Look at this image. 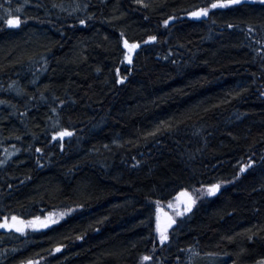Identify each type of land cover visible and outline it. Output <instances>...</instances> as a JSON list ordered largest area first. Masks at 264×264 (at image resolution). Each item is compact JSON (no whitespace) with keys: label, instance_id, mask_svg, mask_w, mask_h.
<instances>
[{"label":"trees","instance_id":"trees-1","mask_svg":"<svg viewBox=\"0 0 264 264\" xmlns=\"http://www.w3.org/2000/svg\"><path fill=\"white\" fill-rule=\"evenodd\" d=\"M212 2L0 0V218L72 210L0 264H264V3ZM217 182L160 244L155 204Z\"/></svg>","mask_w":264,"mask_h":264},{"label":"rangeland","instance_id":"rangeland-1","mask_svg":"<svg viewBox=\"0 0 264 264\" xmlns=\"http://www.w3.org/2000/svg\"><path fill=\"white\" fill-rule=\"evenodd\" d=\"M253 1L256 4H263L264 3V0H253ZM232 4H234V3L228 4L226 6H217L216 8H211L209 6L208 14L214 9L229 7ZM203 16L204 15L195 16V17L196 18H203ZM6 26H7V28H17L18 27L16 25H9V24H7V22H6ZM152 42H153V40H147L145 43L150 44ZM136 48L129 50V48H127L125 46V44L123 43V49H124V56H123V61H122L123 65L128 66V67L131 66L132 59L134 57ZM129 57H130V59H129ZM69 137H70V135H64L63 137L57 136V137L53 138V134H52V139L54 141H59V140L62 141V140L67 139ZM219 190H220V187H219ZM211 195H213V194H209L207 189L202 188V189L196 190L195 192H193V191L182 192L177 197H175L173 200H171L170 202H168L166 204H164V203L155 204L154 226H155V235H156L158 242L160 244H163V243H166L168 241V240H166L163 243H161V241H160V238H159L160 232L157 229V218L158 217H159L160 227L166 228V231L168 234L170 229L175 225V223L174 224L169 223V218H171L177 222L179 219L185 217L186 215H188L190 213V211H186L183 213V215L178 214L183 208H185L187 206V202L190 198L195 200V203L192 204V207H191V209H192L199 202L200 199L211 196ZM61 213H63V215H61ZM51 214H52L51 216L46 215V216H43L41 218H48V219L54 220L55 221L54 223H50L51 225H54V224L62 221L63 219H65L68 215L72 214V210L71 211L61 210V211L53 212ZM8 220H9V222H11V217H8ZM2 228H4V227H2ZM44 228L45 227L33 228L30 225H28L27 230H25L23 232H19L15 228H11V229H15L17 231V234L19 235L18 237H20V236H23L27 232H31L33 230L44 229ZM26 264H28V263H26ZM33 264H39V263L34 262Z\"/></svg>","mask_w":264,"mask_h":264},{"label":"snow or ice","instance_id":"snow-or-ice-1","mask_svg":"<svg viewBox=\"0 0 264 264\" xmlns=\"http://www.w3.org/2000/svg\"><path fill=\"white\" fill-rule=\"evenodd\" d=\"M137 2L138 3H144V0H137ZM236 2H238V0H213V2L210 4V7L216 8L217 6H226L228 4L236 3ZM208 11H209V7H201V8L194 10V11L189 12L188 15H190V16L207 15ZM171 19H172V17H169L168 19H165L163 21V23L165 25H167L169 23V20H171ZM6 22L9 25L18 26L21 23V17H20V15H9L6 19ZM79 22L81 24L85 23L84 20H80ZM229 26L231 27V25H229ZM155 39H156V36H149L148 37V40H155ZM124 44L127 48H129V50H132V49L138 47V42L129 43V41L127 39L124 40ZM129 59H130V57H129ZM120 79L124 80L125 77L121 76ZM61 103H63V101H61ZM64 135H71V132L68 128H62L60 131H54L53 132V138H55L57 136L63 137ZM0 163H3V161H0ZM246 167H247V165H244V167L241 168V171H243L244 168H246ZM203 187H205L207 189L209 194H214L216 191L219 190L220 184H219V182H217L215 184L204 185ZM186 191L187 190H185V192ZM194 203H195V200L190 198L187 202V206L185 208H183L178 214L183 215L184 212L191 211L192 204H194ZM69 211H71V209H69ZM51 215L52 214L49 213V216H51ZM61 215H63V213H61ZM54 222L55 221L52 219L41 218L40 216H34L31 218V220H24L22 217L13 215L11 217V222H9L8 217H4L3 221L0 222V227L10 228V229L15 228L17 231L23 232L25 230V227H27L28 225H30L33 228H39V227H47L48 224L54 223ZM169 223L174 224V223H176V221L169 218ZM157 229L160 232L159 238H160L161 243H163L164 241L169 239L166 228L160 227L159 217L157 218ZM62 247H63V245L57 244L56 250H59ZM143 259L148 260V259H151V257L144 256ZM28 264H33V262L31 260H29Z\"/></svg>","mask_w":264,"mask_h":264},{"label":"flooded vegetation","instance_id":"flooded-vegetation-1","mask_svg":"<svg viewBox=\"0 0 264 264\" xmlns=\"http://www.w3.org/2000/svg\"><path fill=\"white\" fill-rule=\"evenodd\" d=\"M3 221V218H0V222ZM50 225L48 224L47 227L45 228H48ZM44 228V229H45ZM25 230H27V227H25ZM24 230V231H25ZM0 233H14V234H17V231L15 229H10V228H2L0 227ZM18 235V234H17Z\"/></svg>","mask_w":264,"mask_h":264},{"label":"water","instance_id":"water-1","mask_svg":"<svg viewBox=\"0 0 264 264\" xmlns=\"http://www.w3.org/2000/svg\"><path fill=\"white\" fill-rule=\"evenodd\" d=\"M242 1H245V0H242ZM137 49V48H136ZM219 192V190L218 191H216L215 193H218Z\"/></svg>","mask_w":264,"mask_h":264}]
</instances>
